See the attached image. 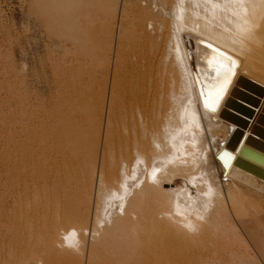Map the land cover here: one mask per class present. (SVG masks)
I'll list each match as a JSON object with an SVG mask.
<instances>
[{
    "label": "bare ground",
    "instance_id": "bare-ground-1",
    "mask_svg": "<svg viewBox=\"0 0 264 264\" xmlns=\"http://www.w3.org/2000/svg\"><path fill=\"white\" fill-rule=\"evenodd\" d=\"M170 10L162 57L86 97L94 126L74 78L9 125L0 264H264V0Z\"/></svg>",
    "mask_w": 264,
    "mask_h": 264
},
{
    "label": "rangeland",
    "instance_id": "rangeland-1",
    "mask_svg": "<svg viewBox=\"0 0 264 264\" xmlns=\"http://www.w3.org/2000/svg\"><path fill=\"white\" fill-rule=\"evenodd\" d=\"M170 2L175 0H0V204L12 193L9 125L18 130L21 123H48L59 85L74 78L84 120L94 126L86 97L93 90L101 95L104 78L119 66L130 71L139 56L162 57Z\"/></svg>",
    "mask_w": 264,
    "mask_h": 264
}]
</instances>
